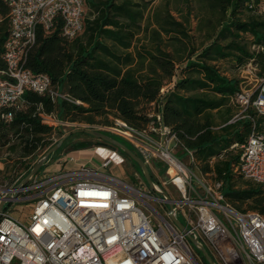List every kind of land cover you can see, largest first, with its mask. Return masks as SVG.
Wrapping results in <instances>:
<instances>
[{
  "label": "trees",
  "instance_id": "trees-1",
  "mask_svg": "<svg viewBox=\"0 0 264 264\" xmlns=\"http://www.w3.org/2000/svg\"><path fill=\"white\" fill-rule=\"evenodd\" d=\"M261 4L264 0H84L83 28L73 39L63 36L59 16L48 32L38 26L25 68L47 75L66 99L52 101L27 89L19 110H4L11 120L0 113V161L6 153L0 181L12 184L20 174L22 179L38 154L52 146V129L37 115L40 107L62 121L109 125L110 118H119L137 130L147 126L154 109L175 135L179 158L189 150L200 173L222 182V194L235 210L264 216V187L232 172L251 126L241 121L220 127L240 91L239 81L226 75L229 69L252 62L264 72V14H249ZM9 12L0 0L1 71Z\"/></svg>",
  "mask_w": 264,
  "mask_h": 264
},
{
  "label": "built area",
  "instance_id": "built-area-1",
  "mask_svg": "<svg viewBox=\"0 0 264 264\" xmlns=\"http://www.w3.org/2000/svg\"><path fill=\"white\" fill-rule=\"evenodd\" d=\"M5 1L10 8V27L4 53L6 70H0V113L9 121L12 114L4 110H19L27 89L52 101L66 99L53 89L47 75H33L25 62L35 44L37 27L48 32L57 16L63 21L66 39L81 33L84 0ZM232 103L237 111L222 126L241 121L251 126L232 172L264 187V72L251 88L240 87ZM37 115L52 132L67 124L41 107ZM147 115L150 121L142 130L119 118L90 130L129 144L152 173L153 190L142 187L141 182L136 188L104 173L120 158L113 148L97 168L82 164L68 169L78 159L66 154L58 159L59 168L51 171L47 167L25 184H20L25 177L21 179L20 174L14 184L0 185V264H207L189 238L196 239L216 264H264V216L235 210L222 194V182L200 173L189 150L187 164L177 156L176 137L161 114L153 109ZM168 185L179 199L165 192ZM13 202H29L27 213L17 211L23 218L13 216ZM141 204L152 213L145 214Z\"/></svg>",
  "mask_w": 264,
  "mask_h": 264
},
{
  "label": "rangeland",
  "instance_id": "rangeland-1",
  "mask_svg": "<svg viewBox=\"0 0 264 264\" xmlns=\"http://www.w3.org/2000/svg\"><path fill=\"white\" fill-rule=\"evenodd\" d=\"M156 1V0H155ZM86 8L84 6V13H83V18L86 15ZM251 16H258V15H262L264 14V4H261L260 7H258L256 10H254L253 12L249 13ZM192 25H195V21L192 22ZM244 38L246 40H250L251 36L250 35H245ZM250 50H254V48L250 49ZM223 70H226V67L223 66ZM262 73L260 71V67L255 65L252 62H248L247 64H245L244 66L238 68V69H229V71L226 73V75L228 77L231 78H236L239 81V85L242 89H249L253 86L254 84V80L259 76V74ZM236 110V108H234ZM100 125H89L86 123H71L67 121V124L58 127L55 132H53L52 134H54V137L56 142H58L61 138L66 137L68 135H71L73 133V131L77 130V129H97V127ZM98 131V130H95ZM99 132V131H98ZM103 133V132H100ZM105 135H107V133H103ZM72 139L76 140L79 138L78 134H73V137H71ZM89 142H96L97 140L95 138H91L88 137ZM55 142V143H56ZM51 148L48 147L47 149H45L43 152H40L38 154L37 159L34 161V163L49 149ZM109 147H102V146H97L96 150L93 152V156L94 158L98 161L103 162L104 159H106L108 152L106 149H108ZM70 148H66V146H61L56 152H54L51 157L46 160V162L43 165V169L48 168V170L54 171L57 168L60 167V163H58V159L59 157H63L66 155V153H69ZM179 153V150L176 151V154ZM2 158L3 161H0V170H4L5 167V161L4 159L6 158V153L2 154ZM181 159V158H180ZM185 164L188 163V159L187 158H182L181 159ZM99 163V162H98ZM157 164V163H155ZM81 164H68L67 168L68 169H77L78 166H80ZM159 168L162 166H158ZM42 169V170H43ZM41 170V171H42ZM41 171L39 172V174L41 173ZM196 172V171H195ZM104 173L117 177L118 179H120L121 181L127 182L131 185H133L136 188H139V182H141L143 184L142 187L146 186V182L144 179V176L140 170L139 167H136L135 165L132 164V162H130L129 160L124 159L123 157L120 156V158L117 159V161L113 162V164L110 166V168L104 170ZM198 175V174H197ZM15 181V180H14ZM20 181H18L17 183H19ZM15 182H13L12 184H14ZM11 183L7 182V181H0V185H12ZM165 192L168 193L171 198H175V199H179V194H177L174 190V188L172 187V185H168L166 187H164ZM150 193H152L150 191ZM28 204L29 202L26 203H11L10 204V209L13 211V216L21 219L23 218L18 212L23 210L25 211V213H27L28 210ZM155 209H157L159 211L160 214H163V210L159 208V204L154 203L153 201L150 203ZM142 208V211L145 214H150L152 213L148 208H146L143 204L140 205ZM18 211V212H17ZM153 215V214H152ZM178 218L181 222H183L182 218L178 215Z\"/></svg>",
  "mask_w": 264,
  "mask_h": 264
},
{
  "label": "water",
  "instance_id": "water-1",
  "mask_svg": "<svg viewBox=\"0 0 264 264\" xmlns=\"http://www.w3.org/2000/svg\"><path fill=\"white\" fill-rule=\"evenodd\" d=\"M77 133L88 135L92 138H95L97 141L96 142L81 141L75 143L71 146V148L68 151L71 152V151L83 150V149L91 148L92 146H106L109 148L118 149L122 151L124 154H126L140 168L144 176L146 185L150 190H153V181L147 167L145 166L143 161L134 152L128 149L125 145L113 139L112 137L95 130L77 129L73 131L72 134H77ZM63 140L64 138H61L34 163L28 174L21 180L20 184H25L30 178H32L37 174V172L44 165L46 160L61 147ZM2 207H3V201H0V215L2 213ZM171 219L178 226L180 230L186 231L185 228L174 218V216H171ZM189 239L191 243L200 251L207 264H216L214 260L211 258V256L208 254L207 250L196 239L194 238H189Z\"/></svg>",
  "mask_w": 264,
  "mask_h": 264
},
{
  "label": "crops",
  "instance_id": "crops-1",
  "mask_svg": "<svg viewBox=\"0 0 264 264\" xmlns=\"http://www.w3.org/2000/svg\"><path fill=\"white\" fill-rule=\"evenodd\" d=\"M236 108V107H235ZM237 111V108L236 110L234 109L231 116ZM222 126V125H221ZM104 147V146H102ZM97 146H92L91 148H87V149H83V150H78V151H69V153H66L68 154L69 156H73L75 158L78 159V162L76 164H84V165H88V166H91V167H99L100 164L102 163L101 161H97L94 156H93V152L96 150ZM109 149V148H108ZM108 149H106L107 151H109ZM61 157V156H60ZM59 157V158H60ZM99 162V163H98ZM50 167V166H49ZM48 167V168H49Z\"/></svg>",
  "mask_w": 264,
  "mask_h": 264
},
{
  "label": "flooded vegetation",
  "instance_id": "flooded-vegetation-1",
  "mask_svg": "<svg viewBox=\"0 0 264 264\" xmlns=\"http://www.w3.org/2000/svg\"><path fill=\"white\" fill-rule=\"evenodd\" d=\"M79 135V138L74 140L71 137H73V134L68 135L66 137H63L64 140L61 144V146H66V148H71V146L75 143L81 142V141H86L89 142V139L87 138L88 135L82 134V133H77ZM90 137V136H88ZM92 138V137H91Z\"/></svg>",
  "mask_w": 264,
  "mask_h": 264
}]
</instances>
